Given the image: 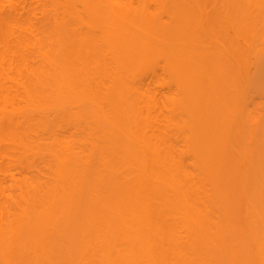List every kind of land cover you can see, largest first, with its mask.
Returning a JSON list of instances; mask_svg holds the SVG:
<instances>
[{
    "label": "bare ground",
    "instance_id": "bare-ground-1",
    "mask_svg": "<svg viewBox=\"0 0 264 264\" xmlns=\"http://www.w3.org/2000/svg\"><path fill=\"white\" fill-rule=\"evenodd\" d=\"M95 5L85 3L89 29ZM31 41L0 35V158L27 173L16 196L0 182V264H264V156L235 165L214 138L195 136L176 154L147 133L135 78L107 85L100 36L50 39L40 65L20 52ZM252 42L263 58L264 39ZM223 75L212 70L205 96ZM185 94L193 120L195 92Z\"/></svg>",
    "mask_w": 264,
    "mask_h": 264
},
{
    "label": "rangeland",
    "instance_id": "rangeland-1",
    "mask_svg": "<svg viewBox=\"0 0 264 264\" xmlns=\"http://www.w3.org/2000/svg\"><path fill=\"white\" fill-rule=\"evenodd\" d=\"M88 1L75 8L74 0H0V35L32 38L20 52L40 65L37 56L48 51L50 39L56 45L60 37L93 32L103 39L102 60L112 72L107 85L120 76L135 78V90L147 101L148 134L163 138L176 154L189 151L195 136L214 138L235 165L264 156V57H255L252 42L264 39V0H92L98 15L92 29L83 23L90 26ZM109 43L120 46L129 65L117 61ZM212 70L224 73V87L205 96ZM186 91L195 92L193 120L179 106ZM219 107L222 122L215 115ZM181 163L193 172L192 155ZM24 175L8 155L0 158L5 195L18 194L13 184Z\"/></svg>",
    "mask_w": 264,
    "mask_h": 264
}]
</instances>
